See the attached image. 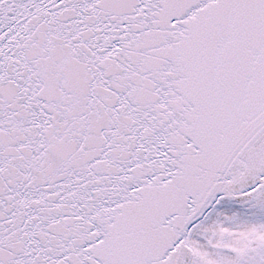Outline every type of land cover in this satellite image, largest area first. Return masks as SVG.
<instances>
[{"label":"snow or ice","instance_id":"obj_1","mask_svg":"<svg viewBox=\"0 0 264 264\" xmlns=\"http://www.w3.org/2000/svg\"><path fill=\"white\" fill-rule=\"evenodd\" d=\"M0 264H264V0H0Z\"/></svg>","mask_w":264,"mask_h":264}]
</instances>
